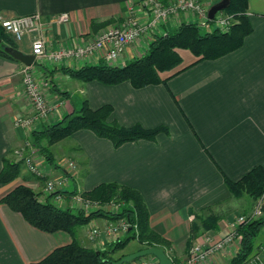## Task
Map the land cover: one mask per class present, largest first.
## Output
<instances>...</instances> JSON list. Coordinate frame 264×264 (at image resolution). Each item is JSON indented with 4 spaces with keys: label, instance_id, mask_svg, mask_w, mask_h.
Returning <instances> with one entry per match:
<instances>
[{
    "label": "crops",
    "instance_id": "1",
    "mask_svg": "<svg viewBox=\"0 0 264 264\" xmlns=\"http://www.w3.org/2000/svg\"><path fill=\"white\" fill-rule=\"evenodd\" d=\"M201 1L210 9L220 0ZM65 12L70 19L60 22ZM248 13L253 31L240 48L216 59L199 61L191 51L178 49L183 61L161 74L166 79L164 83L135 88L130 81L112 85L85 82L65 72L64 67L79 68L105 61L104 51L81 60L43 59L32 64L34 76L53 107L44 124L60 121L88 101L93 109L113 105L110 120L123 126L140 123L145 128L168 127L169 132L159 133L155 140L128 141L118 147L91 130H78L65 140L63 154L67 156V152L80 169L84 167L83 171L71 173L67 189L76 187L78 193L103 182H118L139 190L150 212L151 227L174 244L172 258L179 264H187L186 249L176 246L185 245L195 219L193 212L215 209L230 201L224 176L238 180L254 166H264V0H249ZM32 14L40 15L44 22L43 37L49 52L84 46L102 30L123 24L133 14L143 23L149 19L144 0H0V17ZM109 19L113 22L102 24ZM183 23H198L206 31L216 28L213 22L206 24L193 12L176 13L150 34L128 44L111 65L124 66L143 56L154 36L173 32ZM16 46L31 54L32 45L27 41L21 47L17 42ZM25 65L17 58L0 54V171L4 158L18 161L26 153L24 141L29 130L16 123L18 117L33 112L22 82ZM53 85L59 93L52 89ZM50 151L60 165L63 156L56 148ZM34 160L45 177H60L66 171L49 164L40 153L34 155ZM41 181L23 163L14 181L0 183V264H36L55 248L72 242L68 232L43 231L1 201L19 184L39 193ZM72 195L65 192L63 200L53 196L50 200L58 207L79 210ZM46 198L44 193L39 194L40 200ZM106 220L109 219L97 217L89 224ZM235 220L226 216L219 222L217 239L231 229ZM87 227L79 229L78 238L91 247ZM127 236L121 232L116 238ZM258 236L259 245L264 242V226ZM201 238L204 241L205 237ZM111 243L105 240L102 247L108 248ZM239 247L240 241L235 240L211 255L207 264H229Z\"/></svg>",
    "mask_w": 264,
    "mask_h": 264
},
{
    "label": "trees",
    "instance_id": "2",
    "mask_svg": "<svg viewBox=\"0 0 264 264\" xmlns=\"http://www.w3.org/2000/svg\"><path fill=\"white\" fill-rule=\"evenodd\" d=\"M223 11L234 15L235 23L229 31H222L219 28L206 31L198 23H183L173 32L154 36L145 54L124 66L100 61L97 64H84L79 68L64 67V70L79 80L99 81L108 85L130 81L135 88H141L164 83L166 79L161 74L175 69L183 61L178 49L191 51L199 61L219 58L244 44L245 38L253 31L248 13L249 0H230L228 7ZM111 22L113 20L109 19L102 24L107 25ZM208 22L212 23L214 20H208ZM95 25L96 22H93V27ZM0 38L2 39L0 54L15 58L5 47L17 49L16 42L3 30H0ZM52 89L59 93L55 85ZM113 111L114 107L111 104H104L93 109L88 101H85L77 112L65 115L60 121L44 124L41 129L33 130L32 143L40 148V154L49 164L55 168H62L55 163L49 147L43 144L44 140L51 145L70 137L78 130L88 129L99 137L111 140L118 147L128 141L155 140L159 133L169 132L168 127L164 125L155 128H145L140 123L123 126L115 120H110ZM23 163V159L12 161L4 158L3 168L0 171V183L14 181L19 176ZM63 174L72 181L73 176L70 173L65 171ZM224 181L233 196L240 197L246 192L253 198H260L264 195V166H254L238 180L224 176ZM76 191L75 187L72 190L66 189L63 193L75 194ZM79 193L91 202L124 201L131 205L123 207L120 212L113 213L103 210L86 212L82 209L61 208L50 200L53 195H47L46 199L40 200L39 193L25 184L15 186L1 199L11 209L20 212L31 225L46 232L63 230L72 236L71 243L55 248L36 264H116L124 255L115 259L110 253L122 249L130 238L138 239L142 245L141 249L161 247L172 258L169 247L173 243L151 227L150 212L139 190L118 182H103L91 190ZM212 210L213 208L210 207L199 213L193 212L195 219L191 223L190 235L186 240L187 247L201 232L198 230L199 223L204 230L218 229L217 223L221 215L214 214ZM204 212H209L206 218L201 215ZM102 216L111 220L125 217L131 223V228L127 231L130 235L125 239L117 238L110 244L109 249L95 250L83 246L78 240V229ZM263 226L264 204L262 215L254 218L248 216L238 225L237 231L241 235L240 247L229 264H243L244 260L257 249L259 245L256 243V237ZM172 260L175 264H179L174 258Z\"/></svg>",
    "mask_w": 264,
    "mask_h": 264
},
{
    "label": "built area",
    "instance_id": "3",
    "mask_svg": "<svg viewBox=\"0 0 264 264\" xmlns=\"http://www.w3.org/2000/svg\"><path fill=\"white\" fill-rule=\"evenodd\" d=\"M149 19L147 22H140V20L133 14L130 15L127 20L118 26L107 27L102 30L98 36L91 42L84 46L75 49H63L57 52H49L47 49L44 35V22L40 15L32 14L25 16H15L11 18L0 17V24L5 32L11 34L17 42L23 41L28 33L34 34L35 40L32 41L31 54L34 55V61H40L43 59L54 60L56 62L68 60V59H85L90 56L96 55L99 51H104L102 58L107 63H113L124 52L126 46L138 38L148 35L154 31L156 26L164 22L168 17L180 13V12H193L199 18L204 20V23H209L208 20H214L216 28L222 31H229L231 26L235 23L234 15L226 13L224 11L218 12L214 19H209V8L205 7L201 0H169L164 2L163 0H144ZM70 19L69 13H62L59 17L60 22H68ZM32 65H25L21 70L23 84L30 97V101L33 107V112L29 115H23L16 119V123L25 128H34L35 125L42 121H46L53 107L49 105L44 93L42 92L41 85L31 72ZM23 155L25 165L29 171L38 177L45 178L42 171L37 166L34 155L36 149L33 143L27 139L24 144ZM62 169L68 173L75 174L77 171V165L72 160H66L61 164ZM71 174V175H72ZM71 184L70 178L65 174L60 177L47 179L44 187V195H53L55 200L61 201L64 199V191L68 185ZM72 199L79 209L86 212L88 210L91 201H86L83 196L78 192L72 195ZM263 213V199H261L250 218L258 217ZM249 216V215H248ZM248 216H241L236 221L231 229H229L223 236L217 240H213L206 245H195L191 248L187 264L197 263H209L210 256L222 251L227 245L231 244L235 240H241V235L238 233V225L244 222ZM131 228V223L125 218L121 217L117 220H106L104 223L94 222L91 228L89 238L91 241L98 242L102 245L106 241L113 242L117 238V235L121 232H126ZM140 264H159L158 259L155 256L144 258ZM243 264H264V242L259 244L257 249L252 252L243 262Z\"/></svg>",
    "mask_w": 264,
    "mask_h": 264
},
{
    "label": "rangeland",
    "instance_id": "4",
    "mask_svg": "<svg viewBox=\"0 0 264 264\" xmlns=\"http://www.w3.org/2000/svg\"><path fill=\"white\" fill-rule=\"evenodd\" d=\"M0 30L5 31L3 29V27H2L1 24H0ZM203 30H204V28H203ZM33 36H34V34L28 33L27 34V37L23 41L18 42V46L21 47L26 41H27V44L32 45V41L35 40V38ZM9 37H12L11 39H13L17 43V41L14 39V37L11 34H9ZM37 65H41V64L40 63L39 64L37 63ZM31 72L33 74L35 73L33 67H31ZM21 76H22V74H21ZM23 87L25 89V86L24 85H23ZM41 89H42V92L44 93V90H43L42 87H41ZM25 92L28 94V92L26 91V89H25ZM49 105H51V103H49ZM44 123H45V121H43L41 123H38L37 125L34 126V128H32V127L31 128H28V129L25 128V127L24 128L27 129V130H29L31 132L32 129L33 130H35V129H41V127L44 125ZM29 131H28L29 135L27 136V138L32 142V136H31L32 132L30 133ZM68 138L62 139V140H60V141H58V142H56L54 144H51V145L48 143L47 140H44L43 141V144L46 145V146H48L49 147V150H51V148H56L58 150L57 152L58 153L60 152L61 156H63L61 158L62 161H60L61 163L64 162V161H66V160H72V161L76 162L74 158H71V157L68 156L69 154L67 152H66V155L67 156H64V154H63L64 153L63 152V146L66 145L65 140L68 141ZM24 143H25V141H24ZM35 149H36V153H41L39 147H35ZM78 168L79 167L77 166V172L79 170L80 171H83L82 169H84L83 166H81V169L80 168L78 169ZM49 178L52 179V178H56V177L55 176H48V177H45V178L42 177L41 178L42 181H41V183L39 185V188L37 189V191H39V194L44 193L45 182ZM70 185H68V187ZM261 199H263V204H264V195L262 197H260V198H253L252 196H250L246 192L242 196H240V197H236V196H233L231 194L230 201H228L226 203H223L220 206H217V208L215 207V209H213L212 212H214V214H218V215L220 214L221 215V219H220L219 222H221V220H223V219H226V216L235 217L236 218L235 222H236V221H238V219L241 216H246V215H249L250 216L253 213V211L255 210L258 202ZM42 200H44V199H42ZM86 201H90V200L87 199ZM84 203L85 202H82V204H84ZM82 204L81 203L80 204L78 203L77 206H79V205L82 206ZM130 205H131L130 203H125L124 201H111V202H106V203H101L99 201L98 202L97 201L96 202L95 201H92L89 204L88 210H90V212L96 211V210H103V211H110L111 213H113V212H118V211L120 212L123 209V207H127V206H130ZM208 214H209V212H204L201 215L203 217H205V216L207 217ZM219 222L217 223L218 224V229L211 228V229H208V230H204V228H201L200 227L201 224L198 222L199 225H200L198 230H199V232L201 231L199 233L198 237L197 238H194L192 240V242L189 245V247H187L186 242H185V245L184 246L183 245H179V246H176V247H178L179 250L182 249V248H185L186 251H187V259H188L189 258V253L191 251V248L194 247L195 245H198V244L206 245V244L210 243L213 240H217V237H216L215 234L219 230ZM97 223H99V222H97ZM87 225H88V227L86 228V230H87V237H88L89 242L92 244V246L91 247H88V248H92V249H95V250L109 249L110 247H108V248L102 247L103 244L102 245H99L98 242L96 243V242L90 240L89 234H90L91 228L93 227L94 223L92 222V224H87ZM87 225H85V226H87ZM85 226H82V227H85ZM82 227H80V228H82ZM79 229H78V231H79ZM78 231H77V236H78ZM199 237H200V239H198ZM201 237H205L204 241L202 240ZM218 238H220V237H218ZM258 238H259V236L256 237V239H258ZM78 240L83 245V243L80 241L79 238H78ZM83 246H85V245H83ZM141 246L142 245L140 244V242H139L138 239H136V238H130L128 240V242L126 243V245L122 249H119V250H117V251H115L113 253H110V255L113 258L116 259V258L121 257L122 255L130 254L131 252H134V251H136L138 249H141ZM85 247H87V246H85ZM175 250L176 249L174 247V244L170 245L169 252L171 253V255L174 254ZM148 256H150V255H148ZM144 258H148V257H143V258H140L139 260L131 261L128 264H131L133 262H135L134 264H140V262Z\"/></svg>",
    "mask_w": 264,
    "mask_h": 264
},
{
    "label": "water",
    "instance_id": "5",
    "mask_svg": "<svg viewBox=\"0 0 264 264\" xmlns=\"http://www.w3.org/2000/svg\"><path fill=\"white\" fill-rule=\"evenodd\" d=\"M230 3V0H220L219 2L212 5L208 11V17L209 19H214L215 15L223 11L228 7ZM2 39L0 38V44ZM5 49L9 51L15 58L21 60L26 65H32L34 62V55L27 54L19 51L18 49L11 48L9 46H6ZM148 255L155 256L159 264H175L172 258L161 248V247H147L140 249L134 253L126 254L124 255L120 260L116 262V264H124L131 262L133 260L146 257Z\"/></svg>",
    "mask_w": 264,
    "mask_h": 264
}]
</instances>
